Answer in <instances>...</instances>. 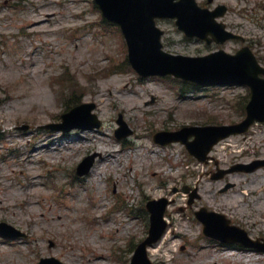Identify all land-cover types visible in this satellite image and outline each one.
I'll list each match as a JSON object with an SVG mask.
<instances>
[{
  "label": "rangeland",
  "instance_id": "1",
  "mask_svg": "<svg viewBox=\"0 0 264 264\" xmlns=\"http://www.w3.org/2000/svg\"><path fill=\"white\" fill-rule=\"evenodd\" d=\"M214 2L227 6L222 20L246 36L264 65V8L258 5L264 0ZM37 20L45 21L34 26ZM158 25L164 29L167 51L199 55L217 48L184 38L173 20H159ZM118 32L103 21L92 0H0V206H5L0 207V221L27 234L12 242L0 238V264H36L41 256H55L66 264H125L129 247L147 234L146 202L160 197L167 200L164 216L185 221L167 223L152 247L157 253L148 251L155 264H244L220 256L222 246L203 235L194 211L205 207L223 213L250 237H264V209L256 208L264 200V166L212 178L218 168L264 159V122L221 140L206 163L189 158L182 144L159 145L152 135L192 123L240 121L246 87L180 93L160 77L139 79L131 70L105 71L126 57ZM241 45L229 41L218 48L234 53ZM65 69L84 88L80 98L59 99V85L51 79ZM75 99L95 103L100 128L62 133L39 127L60 121L56 115ZM119 114L132 133L117 140ZM25 124L27 129L18 128ZM100 140L115 156L96 157L87 174L76 176V164L100 152ZM227 183L231 186L221 190ZM193 189L197 197L189 203ZM91 191L96 199L106 195L104 205L92 207ZM116 203H125L132 212L130 227L120 226L116 232L115 227L96 225L98 216ZM170 231L179 236L165 241ZM241 253L257 256L254 264H264L263 253Z\"/></svg>",
  "mask_w": 264,
  "mask_h": 264
},
{
  "label": "water",
  "instance_id": "2",
  "mask_svg": "<svg viewBox=\"0 0 264 264\" xmlns=\"http://www.w3.org/2000/svg\"><path fill=\"white\" fill-rule=\"evenodd\" d=\"M104 14L112 20L117 21L128 40L130 47V57L135 68L142 74L164 73L169 70L177 76L200 81V82H238L247 83L252 86L256 78L257 66L252 56L246 51L251 60L252 70H246L244 67L225 63L217 64L216 60L206 57H186L171 56L160 51L159 35L160 31L155 28L153 18L155 16H171L177 18V24L188 34L206 33L214 29L221 34L223 39L230 35L223 30L220 24L213 22V17L221 14L201 10L196 7L193 0H96ZM202 34V35H203ZM223 57H229L223 55ZM232 58V57H230ZM146 70V71H144ZM264 83V80H261ZM254 97L248 106L247 119L242 123V127L221 126L204 127L203 132L208 135L199 140L202 145V154L200 158L210 149L211 145L219 138L228 135L231 132L241 131L252 122L253 119L264 118L262 112H259L258 106L262 101L260 93L264 90L262 84L254 85ZM98 125V122H96ZM213 135V136H212ZM91 160L85 164V170L91 165ZM222 218V216H219ZM205 231L212 236L222 240L230 239L224 237L222 229H213L206 222ZM156 238H147L138 248L133 264H149L144 253V247L147 243Z\"/></svg>",
  "mask_w": 264,
  "mask_h": 264
},
{
  "label": "bare ground",
  "instance_id": "3",
  "mask_svg": "<svg viewBox=\"0 0 264 264\" xmlns=\"http://www.w3.org/2000/svg\"><path fill=\"white\" fill-rule=\"evenodd\" d=\"M42 24H43L42 21H39V20L38 21H33V25L34 26H41ZM99 144H102L103 145V147L97 148V150L100 151V158H101V160H103L105 157H114L115 156V154H113V151L107 150V147H106L107 144L103 140H100L99 141ZM102 145H100V146H102ZM32 152H36V148H33L32 149ZM99 175L100 174H97L96 175V178L97 179H99ZM150 193L152 195L154 194V192H150ZM176 195L177 194L175 193L174 196L176 197ZM0 203H2V201H0ZM230 206H231L230 203L227 204V205H225L226 208H228ZM256 208H258V209H264V200H262L260 202L258 201L256 203ZM58 218L60 219L61 218V215H58ZM183 220H184V218L180 217L179 220H178V222H182ZM167 221H169L168 217H167ZM175 236H177V232L176 231H173V232H171V234H167V236L165 237V239H166V241H170L171 238H173ZM225 249H227V248H225ZM225 249H222V248L220 249V252H221L220 256L227 255V256L232 257L233 259H235V261H243L246 264H253L257 260V257L256 256H253L252 257L249 254H238V253H233V252H226ZM152 252H156V250H151V253ZM211 258L213 259V257H211Z\"/></svg>",
  "mask_w": 264,
  "mask_h": 264
}]
</instances>
